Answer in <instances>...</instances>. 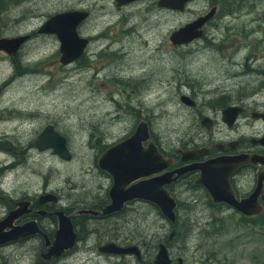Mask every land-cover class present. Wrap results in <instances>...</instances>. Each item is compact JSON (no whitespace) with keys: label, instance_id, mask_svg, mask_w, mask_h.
Here are the masks:
<instances>
[{"label":"rangeland","instance_id":"rangeland-1","mask_svg":"<svg viewBox=\"0 0 264 264\" xmlns=\"http://www.w3.org/2000/svg\"><path fill=\"white\" fill-rule=\"evenodd\" d=\"M154 1L142 0L118 9L113 0H6L5 12L0 14V35L10 38L36 30L54 12L82 7L89 18L80 30L91 38L85 50L92 54L81 60L83 67L80 62L60 66L57 40L53 35H39L14 59L20 62L17 67L0 56V219L15 201L34 202L43 192L57 196V204L50 210H62L66 215L82 207L75 203L101 200L111 182L96 167V158L130 135L139 121L146 123L151 140L166 151L209 138L195 111L178 100V92L186 89L167 85L161 78L167 74L170 82V69L178 67L167 63L176 57L169 51L166 34L206 4L198 1L181 13H164L155 10ZM216 26L206 29V38L222 36L225 23ZM201 46L200 41L189 45ZM203 63L202 71L209 73L211 66ZM185 68L191 76L200 73L189 60H185ZM46 125L65 139L69 161L33 147ZM217 130H223L219 123ZM181 188L174 215L188 227L187 236L175 237V232L167 240V222L139 202L128 206L120 221L100 222L94 240L86 238L88 231H96L93 225L81 232V221L76 218L82 236L77 246L56 261L42 263L148 264L147 256L136 262L83 253L85 246L101 244L111 235L126 239L130 234L128 241L143 240L151 247L157 241L165 243L168 255L181 258L183 264H264V213L246 224L236 215L211 211L190 181ZM194 199L201 205L194 204ZM184 207L187 209L181 210ZM40 224L49 237L56 230L52 216ZM107 230L111 234L106 236ZM41 250L36 239H31L4 248L1 255L6 264H38Z\"/></svg>","mask_w":264,"mask_h":264},{"label":"flooded vegetation","instance_id":"flooded-vegetation-1","mask_svg":"<svg viewBox=\"0 0 264 264\" xmlns=\"http://www.w3.org/2000/svg\"><path fill=\"white\" fill-rule=\"evenodd\" d=\"M140 1L132 2L123 6H117L115 3L114 4L118 9H120L130 4L135 5ZM156 1L157 0L153 2L156 11H163L164 13L170 11L166 8H157L155 6ZM198 1H204L206 4L205 7L194 14L191 19L178 25L175 29H178L179 27L199 17H203L208 13L210 16L199 28V37L187 42L186 44L172 46L169 43L168 36L175 29L168 33V35L166 34L171 50H169L168 47H166V49H168L171 53L173 52L176 57L167 59V63L172 62L175 65L177 64L178 67L170 69L172 79L170 82H167V74H161V78L165 79L167 85L171 84L178 89H186L185 91H179L180 93L178 92V100L181 96H185L192 101V106L183 105L190 107L193 111H195L194 113L196 114V118H199V125L209 133V138L198 143L173 146L170 150L166 151L154 143L149 135V140L154 144L157 152L170 163L169 166L165 167L156 175L173 172L183 166L200 164L205 161H209L210 165H213L211 172L213 174L223 175L224 178V182L222 181V184H224L223 187H219L220 185L216 184L209 185L212 193V199L223 197L222 199H227L228 201L231 200L230 198L235 201H240L247 198L258 188L255 194L258 195L257 200H260V196H264V184L262 183L260 184V187L256 188V181L257 175L264 171L262 163L258 162L259 158H264V144L261 143L264 137V11H258V9L264 7V0H192L184 6L183 10L186 9V6L189 4H195ZM5 2L6 0H0V14L5 12ZM183 10L178 12L181 13ZM65 11H77L87 14V18L76 28L78 37L85 39L86 44L81 55H79L72 62L66 65L60 64L58 61L60 56L59 53L57 61L60 66H67L72 63L76 64L80 62L81 67H83L81 60H83L86 55L90 58L92 54L90 52L86 53L85 50V48L90 44L91 38L89 36H84L80 30V27L89 18V14L82 7H79L78 9L72 8L69 10L54 12L53 14L48 15L47 18L56 13ZM46 19L41 23V25L46 21ZM221 22L225 23V26H223L224 33H222V36H210L209 38H206V29H216V24ZM37 29L25 35L13 36H27L28 38L19 45L17 50L12 55H9L4 51H0L2 60L6 62L7 59H11L13 67H17L18 64L20 65V62L16 63L14 59L17 60V56L23 46L35 37L44 35L37 33ZM1 38L10 37L0 35V39ZM198 41L201 42V47H189V45L197 43ZM201 54L207 55V57L205 56L200 58ZM185 60L191 61L194 68H196L200 73H197L194 76H191L189 72L186 73L187 69L185 68ZM203 62H206L209 66H211L209 73L202 71L205 67ZM142 80L143 78L139 81L141 82ZM203 119L207 120V124H201ZM218 123L223 127L224 131L217 130ZM216 133H219L218 137H216ZM142 146L145 147V144L143 143ZM191 149H198L199 151L202 150V153L193 161H181L179 152ZM217 158H224L225 160H217ZM251 161H255V163H252ZM174 176L175 172L168 177L169 182L163 185V188L169 193L175 202L173 213L178 211L176 199L182 190L181 187L186 186L188 181L191 182L193 189L197 191L200 197L207 201L209 209L213 212L216 211L218 214L236 215L238 216V220H241L246 224L251 221L250 219L258 218L264 213V206L260 202L259 204L263 207L262 213L253 218H244L237 211H235L230 204L211 201L204 185L197 182L200 176L199 171H188L173 181L171 179ZM106 177L111 182L110 177L108 175ZM220 188L224 191H220ZM48 193L50 192H47V194ZM43 194L46 193L43 192ZM52 195L55 198V202L46 201L45 203L37 204L36 199L34 202L29 200L31 202L30 209L32 212L28 215L20 217L14 225H21V223L33 220L36 223L39 232L34 233L33 236L0 245V264H6L3 261V255H1L4 248L14 244L28 243L31 239H36L38 244L42 247V250L38 255L41 262L38 264L56 261L66 253L73 251L74 247H76L78 242L82 239V236L80 237L78 234L79 230L75 224L76 218H78L77 222L81 221L78 222V225H81V232H87L88 226L93 225L96 231H88L86 238L91 237L92 240H94L95 233H98L97 228L99 227L100 222L110 220L108 224H114L120 221L125 209L133 204H138L139 202L146 204L148 206L147 208L154 210L159 217H163L158 208L153 204L135 200L125 203L124 207L116 212L101 216V208L108 203L106 193H104L102 200H91L88 203H75L82 207L74 210L72 214H68L72 224V231L75 234L72 247L69 250L64 251L57 258L43 260L41 257L45 255L47 251V245L45 244H51L54 233L49 237L46 230L40 224V221L49 216L54 217L56 220V217L53 214L58 211H62L55 209L50 210L51 206L56 205L58 200L57 196L54 194ZM193 203L201 205L195 199L193 200ZM80 209L95 211L96 215L76 214V211ZM184 209H187V207L181 208V210ZM35 212H40V214H36ZM129 212L131 213V210H129L128 213ZM63 214L66 215L64 212ZM71 216L73 217L71 218ZM164 220L167 222L172 235L177 232V228H180V230L188 229L182 221L175 220V215L173 223L168 222L165 218ZM211 221L214 222V219ZM259 224L260 223H257V225ZM104 234L107 236L111 233L107 230ZM126 236V239H119L117 234L111 235L101 244L95 245L92 243L91 247L93 249L85 246L83 253L90 256H106L117 260L121 258H131L136 262L139 261L142 256H147L149 259L148 264H151L157 250V245L163 244L162 242L157 241L155 242V245L151 247L149 243L143 240L141 242L128 241L127 238L130 237V234H127ZM108 244H112L120 249L135 247L136 255L125 253L105 254L101 252L100 248ZM163 246L167 251L165 243ZM167 256L170 264H176L177 260H180V264H183L181 258L176 257L173 259L168 255V251Z\"/></svg>","mask_w":264,"mask_h":264},{"label":"water","instance_id":"water-1","mask_svg":"<svg viewBox=\"0 0 264 264\" xmlns=\"http://www.w3.org/2000/svg\"><path fill=\"white\" fill-rule=\"evenodd\" d=\"M117 6H123L140 0H113ZM192 0H157L155 6L157 8H166L170 11H182L184 6ZM210 14L199 17L178 29L172 31L168 36V41L172 46L186 44L187 42L198 38L200 35L199 28L209 18ZM87 18L86 13L77 11H65L56 13L46 19V21L37 29V33L44 35H54L58 42L59 63L66 65L81 55L86 40L78 37L76 33L77 26ZM27 36H17L13 38L0 39V51L12 55L19 45L27 40ZM181 104L192 106L193 103L185 96L179 99ZM207 124V120L203 119L202 125ZM145 143V147L142 144ZM264 144V137L261 141ZM33 147L38 151L50 150L52 154L63 161H69L71 156L65 146V139L57 132L53 131L51 125H46L39 135L33 141ZM179 152V151H178ZM202 150L191 149L180 151V160H195ZM217 160H225L217 158ZM256 160V159H255ZM255 163V161H251ZM264 168V158H259ZM169 162L165 160L156 150L154 144L149 140V132L146 124L139 121L133 132L122 140H119L106 149L96 158V167L108 175L111 184L107 189L106 195L108 203L101 208L100 215L104 216L118 211L124 207V204L130 201H143L153 204L158 208L161 215L170 223L174 221L173 209L175 202L169 193L163 188V185L169 182L168 177L175 172V176L171 180H176L180 175L196 170L200 172L198 183L203 184L208 196L213 202H224L230 204L244 218H253L262 213L264 206V196H260L257 200V187L264 184V171L257 175L256 190L247 198L235 201L232 198L227 199L214 198L209 185H220L223 187V175L213 174V165L209 161L200 164L183 166L173 172L156 175L165 167L169 166ZM222 184V185H221ZM220 191H224L220 188ZM37 204L46 201L55 202L52 194L46 193L39 195L36 199ZM31 202L29 200H19L13 203V208L0 219V245L13 242L18 239H24L33 236L39 232L36 223L33 220L14 225V223L22 216L30 214ZM40 214V212H35ZM76 214H93L95 211L80 209ZM56 217L57 228L52 236L51 244L47 241V251L41 258L47 260L49 258H57L64 251L69 250L74 242L75 234L72 231V224L69 216L64 215L62 211L53 214ZM169 234L168 239L171 238ZM45 238V237H44ZM46 239V238H45ZM100 251L105 254H135L136 248L129 247L120 249L112 244L104 245ZM177 260L176 264H180ZM151 264H170L167 251L162 244L157 245V250Z\"/></svg>","mask_w":264,"mask_h":264},{"label":"trees","instance_id":"trees-1","mask_svg":"<svg viewBox=\"0 0 264 264\" xmlns=\"http://www.w3.org/2000/svg\"><path fill=\"white\" fill-rule=\"evenodd\" d=\"M102 199H103V197H102ZM101 199V200H102ZM105 202H106V199H105ZM104 202V203H105ZM103 203V204H104ZM251 220V219H250ZM252 221V220H251ZM187 234H188V229H186V230H180V228H177V232H176V234H175V237H177V236H182V238L186 235L187 236Z\"/></svg>","mask_w":264,"mask_h":264},{"label":"bare ground","instance_id":"bare-ground-1","mask_svg":"<svg viewBox=\"0 0 264 264\" xmlns=\"http://www.w3.org/2000/svg\"><path fill=\"white\" fill-rule=\"evenodd\" d=\"M52 129H53V127H52ZM53 131H55L54 129H53ZM74 243V242H73Z\"/></svg>","mask_w":264,"mask_h":264}]
</instances>
